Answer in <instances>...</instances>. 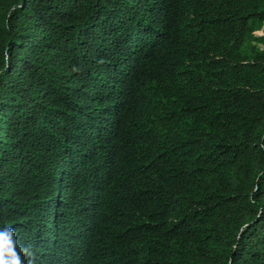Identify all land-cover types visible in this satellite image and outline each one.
Segmentation results:
<instances>
[{
  "label": "trees",
  "instance_id": "1",
  "mask_svg": "<svg viewBox=\"0 0 264 264\" xmlns=\"http://www.w3.org/2000/svg\"><path fill=\"white\" fill-rule=\"evenodd\" d=\"M22 264H264V0H0V232Z\"/></svg>",
  "mask_w": 264,
  "mask_h": 264
},
{
  "label": "clouds",
  "instance_id": "2",
  "mask_svg": "<svg viewBox=\"0 0 264 264\" xmlns=\"http://www.w3.org/2000/svg\"><path fill=\"white\" fill-rule=\"evenodd\" d=\"M13 234L8 227L0 232V264H22L19 255L14 251Z\"/></svg>",
  "mask_w": 264,
  "mask_h": 264
}]
</instances>
